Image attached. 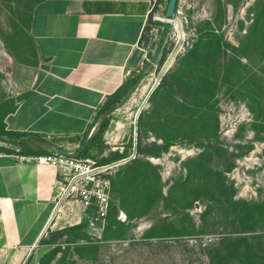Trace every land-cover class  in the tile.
<instances>
[{"label":"rangeland","instance_id":"374dc122","mask_svg":"<svg viewBox=\"0 0 264 264\" xmlns=\"http://www.w3.org/2000/svg\"><path fill=\"white\" fill-rule=\"evenodd\" d=\"M39 1L0 0V125L38 67L30 24ZM167 4L161 0L150 16L141 42L147 59L132 73L142 77L129 100L106 114L103 134L101 116L70 140L75 153L94 160L129 149L132 158L115 172L106 224L124 222L123 236L103 240L89 225L86 239L63 242L52 260L54 246L42 245L31 264H216L212 248L232 232L247 235L264 263L261 213L251 217L228 202L264 201V0H180L171 17ZM139 141L170 146L146 156ZM0 147L54 150L42 138L0 136ZM137 158L152 163L146 175L136 170Z\"/></svg>","mask_w":264,"mask_h":264},{"label":"crops","instance_id":"0c3cea01","mask_svg":"<svg viewBox=\"0 0 264 264\" xmlns=\"http://www.w3.org/2000/svg\"><path fill=\"white\" fill-rule=\"evenodd\" d=\"M150 1H39L30 24L38 67L5 117L6 129L73 150L70 140L87 133L110 97L122 87L124 97L131 93L132 73L147 59L141 42ZM49 138L68 140L67 148ZM22 156L38 153L0 151V264H31L50 230L88 221L81 203L57 204L56 167Z\"/></svg>","mask_w":264,"mask_h":264},{"label":"trees","instance_id":"16d2710c","mask_svg":"<svg viewBox=\"0 0 264 264\" xmlns=\"http://www.w3.org/2000/svg\"><path fill=\"white\" fill-rule=\"evenodd\" d=\"M255 28V27H254ZM256 31V29H255ZM144 37V36H143ZM143 39V38H142ZM167 51L164 52V56L160 60V64H162L165 60ZM141 75L138 77H133L129 84L133 87L136 85L139 80L141 79ZM125 93L124 88L122 87L120 90L114 94L108 102V104L105 106V108L100 112L98 117H103V124L101 126L100 133L103 134L105 130L107 129V126L109 124V119L106 117V114L114 107V105L120 100L123 99ZM16 107V106H15ZM14 108L7 110L4 112V119L5 117L13 111ZM0 133L4 136H13V137H23L28 135L24 132H15L12 130L6 129L5 123L0 125ZM38 137V136H36ZM170 143L166 142L165 144H159L158 142H150L147 144H143V142H138V153L146 155V156H160L165 151L169 149ZM0 151H7L11 152L12 150L6 147H0ZM82 149H79V153H81ZM42 152H38V155H41ZM82 154V153H81ZM130 154L129 149H125L123 151H117L113 153L112 156L104 157L101 162L103 163H109L116 160H120L123 158L128 157ZM136 163V170L140 171L141 175H146V170L150 167H153L151 162L149 160L143 161L140 158L135 159ZM203 163H200L198 166H195L197 168H191V172L195 171V169L203 168ZM144 170V171H143ZM118 183L116 182L115 175L113 176V191L114 187L118 186ZM230 203L236 204L237 207H243L244 209H247L250 213L251 217H255L257 215V212H260L257 217L258 219L264 221V201L259 204H255L252 207L248 205L247 202L244 201H233L232 199L228 201ZM228 204V205H229ZM110 216V214H109ZM109 219V217H108ZM88 221H82L80 223L67 226L62 229L58 230H50L48 235L46 237H43L40 241V243L44 246H54L52 248V256L48 254V258L51 260L52 258L57 254V252L61 249V245L63 242L71 243V242H77L78 240H72V239H86L88 237ZM119 226V227H118ZM125 227V223L121 220L115 219L114 222H110L109 226H106L103 230L102 239H112L115 237H122L123 236V229ZM245 232V231H243ZM233 233V232H232ZM232 233L225 234L219 242V247L212 248L211 251V257L212 260L216 261V264H234V260L232 262V259L238 260L237 264H264L262 260H259L257 258V255L254 253V242L250 241V238L247 235H239L235 237ZM151 235V234H150ZM258 238H262V236H257ZM235 257V258H234ZM262 258V257H260ZM46 258H42V264H47L45 262Z\"/></svg>","mask_w":264,"mask_h":264},{"label":"built area","instance_id":"2783aa9c","mask_svg":"<svg viewBox=\"0 0 264 264\" xmlns=\"http://www.w3.org/2000/svg\"><path fill=\"white\" fill-rule=\"evenodd\" d=\"M150 2L152 11L156 6L161 5V0ZM59 149L47 154L33 157L22 156V158L35 159L56 167L59 171L55 196L57 204L81 203L86 208L89 225L103 232L111 210L113 176L117 167L132 157L129 155L120 160L103 163L90 156L75 153L72 149L64 150V154L59 152ZM123 216L122 213L121 217Z\"/></svg>","mask_w":264,"mask_h":264},{"label":"water","instance_id":"95a60500","mask_svg":"<svg viewBox=\"0 0 264 264\" xmlns=\"http://www.w3.org/2000/svg\"><path fill=\"white\" fill-rule=\"evenodd\" d=\"M177 4H178V0H168V4H167V12H166V15L168 17H171V16H176V7H177ZM132 95V92L129 93L125 98L124 100L121 101V104H124L126 103L129 98L131 97ZM112 110V109H111ZM0 136H4L3 134L0 133ZM4 137H7V138H11V139H17L18 137H13V136H4ZM30 137V135H26V136H23V138H28ZM59 152L61 153H65L64 150H58Z\"/></svg>","mask_w":264,"mask_h":264},{"label":"bare ground","instance_id":"6f19581e","mask_svg":"<svg viewBox=\"0 0 264 264\" xmlns=\"http://www.w3.org/2000/svg\"><path fill=\"white\" fill-rule=\"evenodd\" d=\"M174 21H175V24L178 26V28H180V27H181L180 20H179V19H175ZM174 21H172V22H174ZM182 34H183V33H182ZM173 60H174V54H172V55L170 56L167 65H169Z\"/></svg>","mask_w":264,"mask_h":264}]
</instances>
